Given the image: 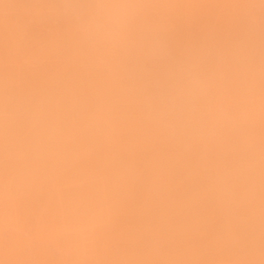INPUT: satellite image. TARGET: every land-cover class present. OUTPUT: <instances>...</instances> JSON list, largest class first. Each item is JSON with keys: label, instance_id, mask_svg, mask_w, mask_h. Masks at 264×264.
<instances>
[{"label": "clouds", "instance_id": "obj_1", "mask_svg": "<svg viewBox=\"0 0 264 264\" xmlns=\"http://www.w3.org/2000/svg\"><path fill=\"white\" fill-rule=\"evenodd\" d=\"M0 264H264V0H0Z\"/></svg>", "mask_w": 264, "mask_h": 264}]
</instances>
